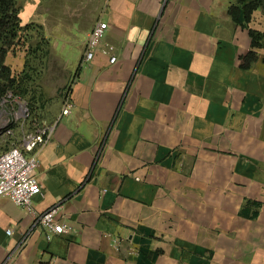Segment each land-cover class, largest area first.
I'll list each match as a JSON object with an SVG mask.
<instances>
[{
  "label": "crops",
  "instance_id": "0c3cea01",
  "mask_svg": "<svg viewBox=\"0 0 264 264\" xmlns=\"http://www.w3.org/2000/svg\"><path fill=\"white\" fill-rule=\"evenodd\" d=\"M234 1L18 0L21 23L41 26L68 64L70 113L39 151L32 210L0 197V264H224L225 243L200 242L227 233L204 218L216 206L199 203L197 177L214 184L229 170L216 158L245 148L247 101L264 81L259 54L240 67L251 39L228 14ZM99 20L113 64L83 61ZM53 206L68 231L48 240L36 218ZM249 259L264 264V249Z\"/></svg>",
  "mask_w": 264,
  "mask_h": 264
},
{
  "label": "rangeland",
  "instance_id": "374dc122",
  "mask_svg": "<svg viewBox=\"0 0 264 264\" xmlns=\"http://www.w3.org/2000/svg\"><path fill=\"white\" fill-rule=\"evenodd\" d=\"M255 21L252 26H256L263 35L258 54L263 59L260 65L264 69V23ZM34 48V44L31 46V42L27 41L11 49L6 56V64L14 74L25 70L30 78L26 79L25 73L22 74L24 82L20 89L24 91L15 96L9 93L0 100V152L19 146L27 132L50 125L60 112L65 100L64 93L71 85L68 64L57 58L53 48L45 47L47 53L43 59L27 54L29 49ZM71 62V66L76 64L74 60ZM20 105H26V116L18 113ZM246 114L245 148L231 149L220 155V159L216 158L217 165H227L229 170L215 174V183L212 185L207 184V175L197 177L199 203L202 204V199H209L214 200L216 206L215 212L212 210L210 214H204V218L215 220L217 229H225L227 233L225 240L221 237L200 238V242L204 247L214 250L225 243L228 258L225 257L224 264H254L249 259L250 255L264 249V81L256 100L247 101ZM245 199L263 203L258 208L260 218L252 220L238 214Z\"/></svg>",
  "mask_w": 264,
  "mask_h": 264
},
{
  "label": "built area",
  "instance_id": "2783aa9c",
  "mask_svg": "<svg viewBox=\"0 0 264 264\" xmlns=\"http://www.w3.org/2000/svg\"><path fill=\"white\" fill-rule=\"evenodd\" d=\"M108 29L104 21H97L88 32L84 43L83 61H91L96 53L107 57L108 62H116L114 47L104 43L103 38ZM18 113L27 115L26 105H20ZM17 113V114H18ZM70 113V104L65 103L61 115ZM53 124L41 129L27 132L23 135L19 146L10 147L0 152V197L9 198L14 204L32 210V199L41 193L40 184L36 178V170L39 165V151L48 142L53 131ZM10 133V130H7ZM58 207L53 206L37 215L36 223L44 229L49 240L53 234H61L68 231L62 223L57 221ZM10 234L11 229H6ZM9 256L3 264H10Z\"/></svg>",
  "mask_w": 264,
  "mask_h": 264
},
{
  "label": "trees",
  "instance_id": "16d2710c",
  "mask_svg": "<svg viewBox=\"0 0 264 264\" xmlns=\"http://www.w3.org/2000/svg\"><path fill=\"white\" fill-rule=\"evenodd\" d=\"M257 10L261 11L264 16V0H235L228 8V14L233 23L246 29L251 39L249 50L241 57L240 67L242 69H249L257 60L258 50L262 46V33L250 25L253 14ZM19 11L18 0H0V100L9 93L15 96L24 91L20 88L24 82L21 75L25 73V70L13 73L11 67L6 64L9 51L17 45L30 41L31 46L34 44L35 48L27 49V54L43 59L47 53L46 48L49 47L41 26L32 22L22 24ZM25 78L29 79L30 74L25 73ZM261 206L262 202L258 200L245 199L238 214L254 220L258 217V208Z\"/></svg>",
  "mask_w": 264,
  "mask_h": 264
}]
</instances>
